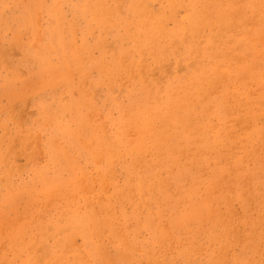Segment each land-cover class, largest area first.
<instances>
[{
  "label": "rangeland",
  "instance_id": "374dc122",
  "mask_svg": "<svg viewBox=\"0 0 264 264\" xmlns=\"http://www.w3.org/2000/svg\"><path fill=\"white\" fill-rule=\"evenodd\" d=\"M200 1L0 0V264H264V0Z\"/></svg>",
  "mask_w": 264,
  "mask_h": 264
},
{
  "label": "bare ground",
  "instance_id": "6f19581e",
  "mask_svg": "<svg viewBox=\"0 0 264 264\" xmlns=\"http://www.w3.org/2000/svg\"><path fill=\"white\" fill-rule=\"evenodd\" d=\"M62 1V0H61ZM77 1V0H76ZM94 1V0H93ZM152 1V0H151ZM173 1H177V0H173ZM200 1V0H199ZM202 1V0H201ZM201 1H200V3H201ZM229 1V0H228ZM79 2V1H78ZM196 2V1H195ZM205 2V1H204ZM62 3V2H61ZM67 3V2H66ZM111 3V2H110ZM182 3H184V2H182ZM210 3V2H209ZM226 3V2H225ZM251 3V2H250ZM55 4V3H54ZM130 4H132V3H130ZM227 4V3H226ZM225 4V5H226ZM261 4V3H260ZM45 5V4H44ZM66 5V4H65ZM64 5V6H65ZM127 5V4H126ZM125 5V6H126ZM162 5V4H161ZM204 5V4H203ZM207 5V4H206ZM238 5H240L239 3H238ZM87 6V5H86ZM85 6V7H86ZM198 6V5H197ZM201 6V5H200ZM215 6V5H214ZM227 6V5H226ZM237 6V5H236ZM40 7H42V6H40ZM60 7V6H59ZM161 7V6H160ZM169 7V6H168ZM208 7V6H207ZM234 6H232V8H233ZM45 8V7H44ZM43 8V9H44ZM82 8V7H81ZM93 8V7H92ZM119 8V7H118ZM125 8V7H124ZM128 8V7H127ZM199 8V7H198ZM220 8V7H219ZM27 9V8H26ZM62 9H63V7H62ZM91 9V8H90ZM170 9V8H169ZM168 9V10H169ZM190 9H192V8H190ZM203 9V8H202ZM205 9V8H204ZM254 9V8H253ZM82 10H83V8H82ZM81 10V11H82ZM126 10V9H125ZM228 10V9H227ZM230 10V9H229ZM72 11V10H71ZM77 11V10H76ZM75 11V12H76ZM133 11V10H132ZM134 11H136V10H134ZM207 11V10H206ZM218 11V10H217ZM31 12V11H30ZM42 12V11H41ZM88 12V11H87ZM168 12V11H167ZM193 12V11H192ZM252 12V11H251ZM117 13V12H116ZM41 14V13H40ZM65 14H66V12H65ZM96 14V13H95ZM140 14V13H139ZM186 14V13H185ZM217 14V13H216ZM260 14V13H259ZM264 14V13H263ZM114 16H116L115 14H113ZM112 15V16H113ZM46 16V15H45ZM67 16V15H66ZM72 16V15H71ZM74 16V15H73ZM73 16H72V18H73ZM78 16V15H77ZM32 17V16H31ZM58 17V16H57ZM117 17V16H116ZM156 18H157V16H155ZM163 17V16H162ZM162 17H159V18H157L158 19V21H157V23H152V24H148V25H144V27L142 28V30H141V36L142 37H139V41L141 42V44H140V42H139V44H137V45H134V49L136 50V51H139L142 55H145V56H147V53H146V49H150L151 51H152V53L153 54H151L152 56H154V58H155V60H156V62L158 63V65L160 64V66H163V64H164V60H165V58H164V53H165V50H163V49H161V45L160 44H155V45H153V43L152 42H155V41H157L160 37H161V35H160V33L162 34V32L164 31V30H162L161 29V27H160V25L164 22V20H163V18ZM215 17V16H214ZM262 17V16H261ZM91 18V17H90ZM68 19V18H67ZM119 19V18H118ZM125 19V18H124ZM178 19V18H177ZM184 19H186V18H184ZM200 19V18H199ZM213 19V18H212ZM32 20V19H31ZM40 20H41V18H40ZM75 20V19H74ZM126 20V19H125ZM262 20H264V18L262 19ZM43 21V20H42ZM45 21V20H44ZM67 21V20H66ZM71 21V20H70ZM121 21V20H120ZM196 23H197V18H196ZM242 21V20H241ZM260 21V20H259ZM46 22V21H45ZM122 22V21H121ZM32 23V22H31ZM34 23V22H33ZM66 23V22H65ZM236 23H237V21H236ZM260 23V22H259ZM262 23V22H261ZM127 24L128 25H130V24H135L136 26H141V22H139L138 21V19L136 20L135 19V17L134 18H132L131 20H130V18H129V21L127 22ZM126 24V25H127ZM176 24V23H175ZM66 25V24H65ZM173 25V24H172ZM241 25V24H240ZM263 25V24H262ZM44 26V25H43ZM114 26V25H113ZM190 26V29H192L191 28V25H189ZM194 26L196 27V26H199L198 28H197V30H200L202 27H201V24L199 25V24H194ZM211 26H213V28H215V25L214 24H212ZM100 27V26H99ZM131 27V26H130ZM231 27V26H230ZM27 28V27H26ZM79 28V27H78ZM83 28H85V27H83ZM140 28V27H139ZM213 28H212V30H213ZM246 28V27H245ZM255 28V27H254ZM2 29V28H1ZM47 29V28H46ZM45 29V30H46ZM64 29V28H63ZM87 29H88V27H87ZM103 29V28H102ZM251 29V28H250ZM67 30V29H66ZM133 30V29H132ZM197 30H195V31H197ZM257 30V29H256ZM255 30V31H256ZM263 30V29H262ZM194 31V32H195ZM243 31V30H242ZM250 31V30H249ZM257 31H259V30H257ZM47 32H48V30H47ZM83 32V31H82ZM166 32V31H165ZM168 32V31H167ZM174 32V31H173ZM182 33H183V31H181ZM208 32V31H207ZM233 32V31H232ZM103 33V32H102ZM129 33V32H128ZM137 33V32H136ZM257 33V32H256ZM122 34V33H121ZM127 34V33H126ZM131 34H132V32H131ZM169 34V33H168ZM189 34V33H188ZM251 34V33H250ZM255 34V33H254ZM262 35H263V33H261ZM47 35V34H46ZM81 35V34H80ZM87 35V34H86ZM125 35V34H124ZM233 35V34H232ZM252 35H253V33H252ZM257 35V34H256ZM33 36L35 37V35L33 34ZM88 36V35H87ZM120 36V35H119ZM166 36V35H165ZM206 36V35H205ZM243 36V35H242ZM254 36V35H253ZM74 37V36H73ZM96 37H97V35H96ZM101 37V36H100ZM115 37V36H114ZM113 37V38H114ZM116 37H117V35H116ZM124 37V36H123ZM221 37V36H220ZM234 37V36H233ZM232 37V38H233ZM255 37V36H254ZM257 37V36H256ZM66 38V37H65ZM118 38V37H117ZM224 38H226V37H224ZM236 38V37H235ZM258 38V37H257ZM50 39V38H49ZM69 39V38H68ZM95 39V38H94ZM102 39V38H101ZM107 39V38H106ZM124 39H125V37H124ZM167 39H168V36H167ZM211 39H212V36H211ZM234 39V38H233ZM242 39V38H241ZM78 40V39H77ZM76 40V41H77ZM120 40V39H119ZM123 40V39H122ZM202 40H204V39H202ZM206 40V39H205ZM222 40V39H221ZM251 40V39H250ZM23 41V40H22ZM81 41H82V38H81ZM100 41V40H99ZM117 41V40H116ZM125 41V40H124ZM187 41H188V39H187ZM237 41V40H236ZM47 42V41H46ZM45 42V43H46ZM103 42V41H102ZM127 42V41H126ZM168 42V41H167ZM183 42V41H182ZM207 42V41H206ZM248 42V41H247ZM178 43H180V42H178ZM232 43V42H231ZM19 44V43H18ZM38 44V43H37ZM95 44V43H94ZM127 44V43H126ZM255 44H257V43H255ZM259 44V43H258ZM257 44V45H258ZM113 45V44H112ZM119 45V44H118ZM194 45V44H193ZM228 45V44H227ZM32 46H34V45H32ZM49 46H54V41L53 42H51L50 44H49ZM65 46V45H64ZM78 46H80V45H78ZM202 46V45H201ZM204 46V45H203ZM208 46H209V44H208ZM217 46V45H216ZM231 46V45H230ZM235 46V45H234ZM241 46V45H240ZM239 46V47H240ZM254 46V45H253ZM72 47H74V46H72ZM119 47V46H118ZM126 47H127V45H126ZM180 47V46H179ZM236 47V46H235ZM256 47V46H255ZM18 48V47H17ZM30 48V47H29ZM42 48H43V46H42ZM99 48V47H98ZM101 48V47H100ZM129 48V47H128ZM175 48V47H174ZM184 48V47H183ZM226 48V47H225ZM246 48H249V47H246ZM5 49V48H4ZM79 49H81V48H79ZM89 49V48H88ZM118 49V48H117ZM195 49H197V50H195L196 51V57L197 58H199V57H201V58H203V59H206L207 58V56H208V52H206L205 53V51H207V49L208 48H204V51L202 52V54L203 55H200V53H199V51H200V48H195ZM43 50V49H42ZM73 50V49H72ZM133 50V49H132ZM170 50V49H169ZM215 50V49H214ZM44 51V50H43ZM114 51V50H113ZM120 51V50H119ZM131 51V50H130ZM188 51V50H187ZM216 51V50H215ZM254 51V50H253ZM263 51V50H262ZM183 52V51H182ZM189 52V51H188ZM192 52V51H191ZM234 52V51H233ZM237 52V51H236ZM6 53V52H5ZM48 53V52H47ZM56 53V52H55ZM128 53V52H127ZM170 53V52H169ZM198 53V54H197ZM246 53V52H245ZM122 54V53H121ZM125 54V53H124ZM172 54V53H171ZM226 54V53H225ZM243 54V53H242ZM46 55V54H45ZM126 55V54H125ZM60 56V55H59ZM74 56V55H73ZM94 56V55H93ZM100 56V55H99ZM104 56V55H103ZM121 56V55H120ZM187 56V55H186ZM190 56V55H189ZM242 56V55H241ZM240 56V57H241ZM250 56V55H249ZM75 57V56H74ZM97 57V56H96ZM131 57V56H130ZM137 57V56H136ZM149 57V56H148ZM173 57V56H172ZM66 58V57H65ZM151 58V57H150ZM174 58V57H173ZM177 58V57H176ZM137 59H140V58H137ZM53 60V59H52ZM60 60V59H59ZM83 60V59H82ZM153 60V59H152ZM178 60V59H177ZM248 60V59H247ZM250 60H252V59H250ZM8 61V60H7ZM107 61V60H106ZM146 61V60H145ZM176 61V60H175ZM44 62V61H43ZM76 62V61H75ZM125 63H126V61H124ZM136 62V61H135ZM171 62H173V61H171ZM221 62V61H220ZM226 62V61H225ZM233 62V61H232ZM14 63V62H13ZM94 63V62H93ZM137 63V62H136ZM135 63V64H136ZM167 63V62H166ZM227 63V62H226ZM248 63V62H247ZM251 63H252V61H251ZM5 64V63H4ZM15 64V63H14ZM44 64V63H43ZM99 64V63H98ZM115 64H118V60L116 59V63ZM215 64H216V62H215ZM228 64V63H227ZM235 64V63H234ZM102 65V64H101ZM121 65V64H120ZM137 65V64H136ZM177 65V64H176ZM196 65H197V63L196 64H194L193 66H191V67H196ZM218 65V64H217ZM221 65V64H220ZM4 66V65H3ZM74 66V65H73ZM238 66V65H237ZM14 67V66H13ZM96 67V66H95ZM104 66H102V68H103ZM118 67V66H117ZM5 68V67H4ZM15 68V67H14ZM26 68V67H25ZM77 68V67H76ZM99 68H100V66H99ZM58 69V68H57ZM108 69V68H107ZM221 69V68H220ZM9 70V69H8ZM59 70V69H58ZM119 70V69H118ZM163 70V69H162ZM261 70H262V68H261ZM57 71V70H56ZM60 71V70H59ZM84 71V70H83ZM88 71V70H87ZM205 71V70H204ZM215 71V70H214ZM8 72V71H7ZM14 72H15V70H14ZM240 72V71H239ZM257 72H259V71H257ZM1 73V72H0ZM65 73V72H64ZM123 73V72H122ZM236 73V72H235ZM234 73V74H235ZM7 74V73H6ZM53 74V73H52ZM93 74V73H92ZM192 74V73H191ZM191 74H189L188 76H189V79L188 80H190V78H192V77H196L198 80H199V75H200V72L199 71H196L193 75H191ZM238 74V73H237ZM237 74H235L236 76H237ZM243 73H241V75H242ZM27 75V74H26ZM28 75H29V73H28ZM113 75V74H112ZM111 75V76H112ZM33 76V75H32ZM140 76H141V74H140ZM212 76V75H211ZM228 76V75H227ZM230 76V75H229ZM236 76H235V78H236ZM4 77V76H3ZM8 77V76H7ZM52 77V76H51ZM65 77V76H64ZM67 77V76H66ZM91 77V76H90ZM174 77V76H173ZM11 78V77H10ZM87 78H89V77H87ZM92 78V77H91ZM141 78V77H140ZM169 78V77H168ZM2 79V78H1ZM15 79V78H14ZM116 79V78H115ZM114 79V80H115ZM238 79V78H237ZM250 79H251V77H250ZM260 79V78H259ZM44 80V79H43ZM43 80H42V82H43ZM120 80V79H119ZM151 80V79H150ZM167 80V79H166ZM195 80V79H194ZM27 81V80H26ZM36 81V80H35ZM40 81V80H39ZM132 81V80H131ZM8 82V81H7ZM37 82V81H36ZM106 82H107V80H106ZM150 82V81H149ZM197 82V81H196ZM234 82V81H233ZM19 83V82H18ZM117 83V82H116ZM122 83V82H121ZM127 83V82H126ZM227 83V82H226ZM262 83V82H261ZM264 83V82H263ZM22 84V83H21ZM34 84V83H33ZM114 84V83H113ZM132 84V83H131ZM135 84V83H134ZM133 84V85H134ZM140 84V83H139ZM162 84V83H161ZM197 84V83H196ZM228 84V83H227ZM238 84H241V83H239L238 82ZM3 85V84H2ZM6 85H7V83H6ZM5 84H4V86H6ZM119 85V84H118ZM129 85V84H128ZM127 85V86H128ZM223 85V84H222ZM258 85V84H257ZM256 85V86H257ZM10 86V85H9ZM12 86V85H11ZM31 86V85H30ZM87 86V85H86ZM92 86V85H91ZM139 86V85H138ZM152 86V85H151ZM200 86V85H199ZM1 87V86H0ZM27 87V86H26ZM105 87V86H104ZM124 87V86H123ZM137 87V86H136ZM162 87V86H161ZM165 87V86H164ZM239 87H240V85H239ZM244 87V86H243ZM246 87V86H245ZM63 88V87H62ZM157 88V87H156ZM204 88V87H203ZM241 88V87H240ZM239 88V89H240ZM257 88V87H256ZM12 89V88H11ZM65 89V88H64ZM93 89H95V88H93ZM173 89V88H172ZM238 89V90H239ZM246 89V88H245ZM16 90H18V89H16ZM15 90V91H16ZM42 90V89H41ZM57 90V89H56ZM70 90V89H69ZM85 90V89H84ZM163 90V89H162ZM166 89H164V91H165ZM194 90V89H193ZM213 90V89H212ZM243 90V89H242ZM4 91H5V89H4ZM27 91V90H26ZM43 91V90H42ZM64 91V90H63ZM90 91V90H89ZM92 91V90H91ZM153 91H154V89H153ZM163 91V92H164ZM187 91V90H186ZM222 91V90H221ZM225 91V90H224ZM223 91V92H224ZM235 91V90H234ZM246 91V90H245ZM6 92V91H5ZM44 92V91H43ZM112 92V91H111ZM130 92V91H129ZM155 92V91H154ZM178 92V91H177ZM188 92V91H187ZM232 92V91H231ZM236 92V91H235ZM59 93V92H58ZM67 93V92H66ZM178 93H180V92H178ZM257 93V92H256ZM259 93H260V91H259ZM43 94V93H42ZM49 94V93H48ZM142 94V93H141ZM184 93H182V95H183ZM222 94V93H221ZM246 94V93H245ZM1 95V94H0ZM50 95V94H49ZM138 95V94H137ZM223 95H224V93H223ZM3 96V95H2ZM41 97V96H40ZM44 97V96H43ZM72 97V96H71ZM119 97V96H118ZM132 97V96H131ZM130 97V98H131ZM135 97V96H134ZM167 97V96H166ZM180 97V96H179ZM232 97V96H231ZM250 97V96H249ZM95 98H96V96H95ZM115 98V97H114ZM125 98V97H124ZM144 98V97H143ZM244 98V97H243ZM261 98V97H260ZM120 99V98H119ZM134 99V98H133ZM150 99V98H149ZM152 99V98H151ZM175 99V98H174ZM231 99H233V98H231ZM246 99V98H245ZM78 100V99H77ZM77 100H76V102H77ZM103 100V99H102ZM118 100V99H117ZM131 100H132V98H131ZM172 100V99H171ZM176 100V99H175ZM256 100V99H255ZM13 101V100H12ZM61 101V100H60ZM70 101V100H69ZM80 101H82V100H80ZM108 101V100H107ZM138 101V100H137ZM186 101V100H185ZM234 101V100H233ZM246 101V100H245ZM244 101V102H245ZM66 102V101H65ZM75 102V101H74ZM99 102V101H98ZM155 102V101H154ZM165 102V101H164ZM253 102V101H252ZM21 103V102H20ZM35 103V102H34ZM102 103V102H101ZM116 103V102H115ZM170 103V102H169ZM168 103V104H169ZM186 103V102H185ZM220 103V102H219ZM238 103V102H237ZM3 104V103H2ZM70 104V103H69ZM123 104V103H122ZM167 104V105H168ZM171 104V103H170ZM79 105V104H78ZM102 105V104H101ZM108 105V104H107ZM125 105V104H124ZM123 105V106H124ZM162 105V104H161ZM166 105V104H165ZM240 105V104H239ZM71 106V105H70ZM109 106H110V104H109ZM122 106V105H121ZM136 106V105H135ZM176 106V105H175ZM212 106V105H211ZM227 106V105H226ZM253 106V105H252ZM11 107V106H10ZM35 107V106H34ZM39 107V106H38ZM111 107V106H110ZM116 107V106H115ZM114 107V108H115ZM158 107V106H157ZM173 107V106H172ZM181 107V106H180ZM199 107V106H198ZM231 107V106H230ZM113 108V109H114ZM128 108V107H127ZM166 108V107H165ZM178 108V107H177ZM10 109V108H9ZM98 109V108H97ZM100 109V108H99ZM118 109V108H117ZM129 109V108H128ZM152 109V108H151ZM159 109V108H158ZM162 109V108H161ZM175 109V108H174ZM184 109V108H183ZM182 109V110H183ZM63 110V109H62ZM147 110V109H146ZM150 110V109H149ZM173 110V109H172ZM232 110V109H231ZM45 111V110H44ZM91 111V110H90ZM159 111V110H158ZM164 111V110H163ZM169 111V110H168ZM249 111V110H248ZM6 112V111H5ZM9 112H10V110H9ZM136 112V111H135ZM140 112V111H139ZM154 112V111H153ZM157 112V111H156ZM174 112V111H173ZM232 112V111H231ZM131 113V112H130ZM143 113H145V112H143ZM161 113V112H160ZM178 113V112H177ZM237 113V112H236ZM246 113V112H245ZM263 113V112H262ZM46 114V113H45ZM109 114V113H108ZM241 114H242V112H241ZM37 115V114H36ZM43 115V114H42ZM98 115V114H97ZM143 115V114H142ZM239 115V114H238ZM256 115H257V113H256ZM39 116V115H38ZM107 116V115H106ZM146 116V115H145ZM236 116V115H235ZM242 116V115H241ZM246 116V115H245ZM255 116V115H254ZM40 117V116H39ZM104 117V116H103ZM108 117V116H107ZM135 117V116H134ZM139 117V116H138ZM144 117V116H143ZM154 117V116H153ZM165 117V116H164ZM167 117V116H166ZM187 117V116H186ZM222 117V116H221ZM247 117V116H246ZM51 118V117H50ZM198 118V117H197ZM196 118V119H197ZM213 118V117H212ZM229 118V117H228ZM240 118V117H239ZM17 119V118H16ZM44 119H45V117H44ZM108 119V118H107ZM168 119V118H167ZM166 119V120H167ZM230 119V118H229ZM39 120H41V119H39ZM52 120V119H51ZM129 120V119H128ZM191 120V119H190ZM99 121V120H98ZM147 121V120H146ZM152 121V120H151ZM161 121V120H160ZM193 121V120H192ZM15 122V121H14ZM40 122V121H39ZM38 122V123H39ZM120 122V121H119ZM125 122V121H124ZM130 122V121H129ZM135 122V121H134ZM142 122V121H141ZM145 122V121H144ZM156 122V121H155ZM170 122H172V121H170ZM181 122V121H180ZM227 122V121H226ZM242 122V121H241ZM254 122V121H253ZM13 123V122H12ZM33 123V122H32ZM100 123V122H99ZM139 123V122H138ZM195 123V122H194ZM198 123V122H197ZM220 123V122H219ZM256 123V122H255ZM98 124V123H97ZM109 124V123H108ZM135 124V123H134ZM149 124V123H148ZM157 124V123H156ZM169 124V123H168ZM223 124V123H222ZM258 124V123H257ZM19 125V124H18ZM37 125V124H36ZM56 125V124H55ZM124 125V124H123ZM166 125V124H165ZM164 125V126H165ZM263 125V124H262ZM33 126V125H32ZM39 126V125H38ZM48 126V125H47ZM63 126H64V124H63ZM112 126V125H111ZM156 126V125H155ZM194 126V125H193ZM209 126V125H208ZM212 126V125H211ZM230 126V125H229ZM241 126V125H240ZM253 126V125H252ZM258 126V125H257ZM264 126V125H263ZM2 127V126H1ZM59 127V126H58ZM98 127V126H97ZM128 127H129V125H128ZM135 127H137V126H135ZM140 127V126H139ZM145 127V126H144ZM181 127V126H180ZM219 127V126H218ZM39 128V127H38ZM37 128V129H38ZM147 128V127H146ZM153 128V127H152ZM177 128V127H176ZM195 128H197V127H195ZM235 127H233V129H234ZM257 129H258V127H256ZM27 129V128H26ZM36 129V128H35ZM143 129H145V128H143ZM151 129V128H150ZM167 129V128H166ZM199 129V128H198ZM224 129V128H223ZM251 129V128H250ZM9 130V129H8ZM11 130V129H10ZM21 130V129H20ZM31 130V129H30ZM69 130V129H68ZM123 130V129H122ZM128 130H129V128H128ZM134 130V129H133ZM149 130V129H148ZM155 130V129H154ZM161 130H162V128H161ZM170 130V129H169ZM204 130H206V127H205V129ZM222 130V129H221ZM237 130V129H236ZM6 131V130H5ZM19 131V130H18ZM71 131V130H70ZM121 131V130H120ZM139 131V130H138ZM137 131V132H138ZM163 131V130H162ZM164 131H166V130H164ZM231 131H232V129H231ZM235 131V130H234ZM255 131H257V130H255ZM108 132V131H107ZM114 132V131H113ZM127 132V131H126ZM159 132V131H158ZM185 132V131H184ZM216 132V131H215ZM219 132V131H218ZM9 133V132H8ZM50 133V132H49ZM110 133V132H109ZM132 133V132H131ZM150 133H151V131H150ZM160 133V132H159ZM166 133V132H165ZM175 133V132H174ZM9 134H12V133H9ZM19 134V133H18ZM47 134V133H46ZM83 134V133H82ZM92 134V133H91ZM153 134V133H152ZM156 134V133H155ZM160 134H162V133H160ZM192 134V133H191ZM196 134V133H195ZM218 134V133H217ZM225 134V133H224ZM74 135H75V133H74ZM124 135V134H123ZM162 135H164V134H162ZM168 135V134H167ZM172 135V134H171ZM170 135V136H171ZM94 136V135H93ZM153 136V135H152ZM186 136V135H185ZM226 136H228V135H226ZM258 136V135H257ZM110 137V136H109ZM135 137H136V135H135ZM143 137H144V135H143ZM162 137V136H161ZM165 137H167V136H165ZM190 137V136H189ZM78 138V137H77ZM96 138V137H95ZM137 138V137H136ZM163 138V137H162ZM185 138V137H184ZM59 139V138H58ZM69 139V138H68ZM97 139V138H96ZM103 139V138H102ZM119 139H121V138H119ZM135 139V138H134ZM138 139V138H137ZM197 139V138H196ZM220 139V138H219ZM225 139V138H224ZM3 140V139H2ZM94 140V139H93ZM104 140V139H103ZM110 140V139H109ZM128 140H130V139H128ZM127 140V141H128ZM133 140V139H132ZM222 140H223V138H222ZM246 140V139H245ZM80 141V140H79ZM226 141V140H225ZM83 142H84V139H83ZM103 142V141H102ZM148 142H149V140H148ZM165 142V141H164ZM183 142V141H182ZM84 143H86V142H84ZM125 143H126V141H125ZM130 143V142H129ZM147 143V142H146ZM154 143V142H153ZM153 143H151V144H153ZM158 143V142H157ZM160 143V142H159ZM104 144V143H103ZM124 144V143H123ZM156 144V143H155ZM219 144V143H218ZM7 145H8V143H7ZM124 145H126V144H124ZM139 145V144H138ZM141 145V144H140ZM143 145H145V144H143ZM185 145V144H184ZM215 145V144H214ZM229 145V144H228ZM48 146V145H47ZM132 146V145H131ZM174 146V145H173ZM125 147V146H124ZM127 147H128V145H127ZM163 147H165V146H163ZM177 147V146H176ZM239 147V146H238ZM58 148V147H57ZM92 148V147H91ZM141 148V147H140ZM158 148V147H157ZM179 148V147H178ZM177 148V149H178ZM186 148V147H185ZM195 148V147H194ZM122 149V148H121ZM129 149V148H128ZM167 149V148H166ZM227 149V148H226ZM92 150V149H91ZM146 150V149H145ZM206 150V149H205ZM162 151V150H161ZM69 152H71V151H69ZM103 152V151H102ZM113 152V151H112ZM152 152V151H151ZM157 152V151H156ZM190 152V151H189ZM213 152V151H212ZM235 152H237V151H235ZM80 153V152H79ZM139 153V152H138ZM240 153V152H239ZM12 154V153H11ZM77 154V153H76ZM133 154H134V152H133ZM166 154V153H165ZM197 154V153H196ZM223 154V153H222ZM231 154V153H230ZM78 155V154H77ZM116 155H118V154H116ZM145 155V154H144ZM167 155H169V154H167ZM115 156V155H114ZM121 156V155H120ZM130 156V155H129ZM162 156V155H161ZM182 156V155H181ZM220 156V155H219ZM119 157V156H118ZM172 157V156H171ZM226 157V156H225ZM79 158V157H78ZM123 158V157H122ZM136 158V157H135ZM156 158V157H155ZM90 159V158H89ZM92 159V158H91ZM106 159V158H105ZM144 159V158H143ZM67 160V159H66ZM87 160V159H86ZM126 160V159H125ZM173 160V159H172ZM175 160V159H174ZM30 161V160H29ZM80 161V160H79ZM104 161V160H103ZM102 161V162H103ZM110 161H111V159H110ZM124 161V160H123ZM157 161V160H156ZM166 161V160H165ZM16 162V161H15ZM84 162V161H83ZM152 162H153V160H152ZM151 162V163H152ZM181 162V161H180ZM229 162V161H228ZM104 163V162H103ZM108 163V162H107ZM213 163V162H212ZM89 164V163H88ZM115 164V163H114ZM122 164V163H121ZM190 164V163H189ZM192 164V163H191ZM227 164V163H226ZM255 164V163H254ZM51 165V164H50ZM57 165V164H56ZM82 165V164H81ZM111 165V164H110ZM194 165V164H193ZM43 166V165H42ZM83 166V165H82ZM144 166V165H143ZM163 166V165H162ZM57 167V166H56ZM86 167V166H85ZM147 167H148V165H147ZM205 167V166H204ZM53 168V167H52ZM41 169V168H40ZM167 169V168H166ZM115 170V169H114ZM237 170V169H236ZM32 171V170H31ZM144 171V170H143ZM161 171V170H160ZM85 172V171H84ZM141 172V171H140ZM101 173V172H100ZM216 173V172H215ZM8 174V173H7ZM33 174V173H32ZM50 174V173H49ZM36 175V174H35ZM51 175V174H50ZM80 175V174H79ZM109 175V174H108ZM212 175H214V174H212ZM81 176V175H80ZM93 177H94V175H93ZM11 178V177H10ZM49 178V177H48ZM183 178V177H182ZM4 179H6V178H4ZM22 179V178H21ZM71 179V178H70ZM113 179V178H112ZM135 179V178H134ZM74 180V179H73ZM73 180H70V181H73ZM105 180V179H104ZM140 180V179H139ZM165 180V179H164ZM170 180V179H169ZM67 181V180H66ZM98 181V180H97ZM96 181V182H97ZM41 182V181H40ZM69 182V181H68ZM127 182H129V181H127ZM141 182V181H140ZM172 182V181H171ZM59 183H61V182H59ZM67 183V182H66ZM98 183V182H97ZM190 183V182H189ZM215 183V182H214ZM7 184H8V182H7ZM18 184V183H17ZM30 184V183H29ZM58 184V183H57ZM70 184V183H69ZM73 184V183H72ZM79 184V183H78ZM87 184V183H86ZM142 184V183H141ZM210 184V183H209ZM224 184V183H223ZM252 184V183H251ZM15 185V184H14ZM22 185V184H21ZM34 185V184H33ZM63 184H61V186H62ZM66 185V184H65ZM98 185V184H97ZM110 185V184H109ZM124 185V184H123ZM148 185V184H147ZM46 186V185H45ZM54 186V185H53ZM64 186V185H63ZM69 186V185H68ZM50 187V186H49ZM57 187V186H56ZM65 187V186H64ZM67 187V186H66ZM65 187V188H66ZM78 187V186H77ZM76 187V188H77ZM80 187V186H79ZM98 187V186H97ZM118 187V186H117ZM169 187V186H168ZM173 187H175V186H173ZM12 188V187H11ZM10 188V189H11ZM39 188V187H38ZM63 188V187H62ZM133 188V187H132ZM8 189V188H7ZM45 189V188H44ZM75 189V188H74ZM78 189V188H77ZM110 189V188H109ZM48 190V189H47ZM59 190H60V188H59ZM112 190V189H111ZM110 190V191H111ZM142 190V189H141ZM157 190V189H156ZM13 191V190H12ZM38 191V190H37ZM42 191V190H41ZM44 191V190H43ZM69 191V190H68ZM140 191V190H139ZM144 191V190H143ZM6 192V191H5ZM14 192V191H13ZM20 192H22V191H20ZM71 192V191H70ZM134 192V191H133ZM198 192V191H197ZM17 193V192H16ZM15 193V194H16ZM23 193V192H22ZM48 193V192H47ZM150 193V192H149ZM20 194V193H19ZM18 194V195H19ZM29 194V193H28ZM40 194H42V193H40ZM50 194V193H49ZM56 194V193H55ZM78 194V193H77ZM139 195H140V193H138ZM153 194V193H152ZM175 194V193H174ZM4 195V194H3ZM14 195V194H13ZM31 195V194H30ZM43 195H44V193H43ZM126 195V194H125ZM146 195V194H145ZM11 196V195H10ZM17 196V195H16ZM28 196V195H27ZM93 196V195H92ZM116 196V195H115ZM121 196V195H120ZM137 196V195H136ZM143 196V195H142ZM26 197V196H25ZM36 197V196H35ZM38 197V196H37ZM108 197V196H107ZM157 197V196H156ZM209 197V196H208ZM2 198V197H1ZM50 198V197H49ZM48 198V199H49ZM106 198V197H105ZM121 198V197H120ZM143 198H144V196H143ZM190 198H191V196H190ZM26 199V198H25ZM58 199V198H57ZM60 199V198H59ZM1 200V199H0ZM5 200V199H4ZM16 200V199H15ZM20 200V199H19ZM76 200H77V198H76ZM136 200H138V199H136ZM144 200H146V199H144ZM2 201V200H1ZM12 201V200H11ZM44 201V200H43ZM124 201V200H123ZM190 201V200H189ZM6 202V201H5ZM113 202V201H112ZM121 202V201H120ZM145 202V201H144ZM190 202H192V201H190ZM10 203V202H9ZM24 203V202H23ZM68 203V202H67ZM0 204H2V203H0ZM11 204V203H10ZM27 204V203H26ZM107 204V203H106ZM113 204V203H112ZM123 204H124V202H123ZM138 204V203H137ZM150 204V203H149ZM23 205H25V204H23ZM38 205V204H37ZM51 205V204H50ZM53 205V204H52ZM69 205V204H68ZM131 205V204H130ZM152 205V204H151ZM186 205V204H185ZM7 206V205H6ZM60 206V205H59ZM67 206V205H66ZM128 206V205H127ZM221 206V205H220ZM27 207V206H26ZM98 207V206H97ZM189 207V206H188ZM258 207V206H257ZM7 208H9V207H7ZM116 208V207H115ZM207 208V207H206ZM0 209H1V207H0ZM68 209V208H67ZM119 209V208H118ZM178 209H179V207H178ZM193 209H195V207L193 208ZM200 209V208H199ZM26 210V209H25ZM61 210V209H60ZM158 210V209H157ZM4 211H6L5 209H4ZM7 211H9V210H7ZM14 211V210H13ZM17 211V210H16ZM159 211V210H158ZM189 211V210H188ZM199 211V210H198ZM23 212H25V211H23ZM39 213H40V211H38ZM81 212V211H80ZM115 212V211H114ZM130 212V211H129ZM15 213V212H14ZM22 213V212H21ZM74 213V212H73ZM157 213V212H156ZM3 214V213H2ZM5 214H7V213H5ZM26 214V213H25ZM29 214V213H28ZM33 214V213H32ZM38 214V213H37ZM1 215V214H0ZM8 215V214H7ZM12 215V214H11ZM11 215H9V216H11ZM19 215V214H18ZM24 215V214H23ZM54 215V214H53ZM146 215V214H145ZM191 215V214H190ZM252 215V214H251ZM255 215V214H254ZM186 216V215H185ZM41 218V217H40ZM62 218H64V217H62ZM117 218V217H116ZM1 219V218H0ZM4 219V218H3ZM178 219V218H177ZM185 219V218H184ZM28 220H30V219H27L25 222H28ZM183 220V219H182ZM1 221V220H0ZM44 221V220H43ZM62 221V220H61ZM169 221V220H168ZM180 221V220H179ZM263 221V220H262ZM132 223V222H131ZM157 223V222H156ZM228 223V222H227ZM92 224V223H91ZM128 224V223H127ZM169 224V223H168ZM122 225V224H121ZM16 226H17V224H16ZM21 226H23V225H21ZM20 226V227H21ZM28 226V225H27ZM42 226H44V225H42ZM71 226V225H70ZM83 226V225H82ZM157 226V225H156ZM15 227V226H14ZM29 227V226H28ZM45 227H47V226H45ZM55 227V226H54ZM53 227V228H54ZM170 227V226H169ZM211 227V226H210ZM218 227V226H217ZM3 228V227H2ZM4 229H5V227H4ZM12 229V228H11ZM21 229V228H20ZM44 229V228H43ZM211 229V228H210ZM9 230H10V228H9ZM15 230V229H14ZM54 230V229H53ZM64 230V229H63ZM202 230V229H201ZM55 231V230H54ZM110 231V230H109ZM159 231V230H158ZM126 232V231H125ZM191 232V231H190ZM217 232V231H216ZM220 232V231H219ZM22 233V232H21ZM54 233V232H53ZM208 233V232H207ZM213 233H214V231H213ZM5 233H3V235H4ZM17 234V233H16ZM54 234H56V233H54ZM127 234V233H126ZM232 234V233H231ZM264 234V233H263ZM33 235V234H32ZM109 235V234H108ZM192 235V234H191ZM212 235V234H211ZM236 235V234H235ZM5 236V235H4ZM17 236V235H16ZM27 236V235H26ZM38 236V235H37ZM159 236V235H158ZM161 236H163V235H161ZM160 236V237H161ZM171 236H172V234H171ZM0 237H1V235H0ZM18 237H20V236H18ZM82 237V236H81ZM149 237V236H148ZM236 237H237V235H236ZM5 238V237H4ZM34 238V237H33ZM253 238V237H252ZM8 239H9V237H8ZM50 239V238H49ZM173 239V238H172ZM194 239V238H193ZM192 239V240H193ZM215 239V238H214ZM11 240V239H10ZM19 240H20V238H19ZM38 240V239H37ZM113 240V239H112ZM127 240V239H126ZM182 240V239H181ZM208 240V239H207ZM3 241V240H2ZM23 241V240H22ZM27 241V240H26ZM29 241V240H28ZM60 241V240H59ZM154 241V240H153ZM171 242H172V240H171ZM222 242V241H221ZM225 242V241H224ZM237 242V241H236ZM57 243V242H56ZM81 243V242H80ZM105 243V242H104ZM147 243V242H146ZM175 243V242H174ZM188 243V242H187ZM215 243H217V242H215ZM244 243V242H243ZM246 243V242H245ZM249 243V242H248ZM39 244V243H38ZM132 244V243H131ZM205 244V243H204ZM50 245V244H49ZM61 245V244H60ZM83 245V244H82ZM106 245V244H105ZM195 245V244H194ZM206 245V244H205ZM214 245V244H213ZM84 246V245H83ZM131 246H133V245H131ZM199 246V245H198ZM236 246V245H235ZM14 247V246H13ZM19 247H21V246H19ZM209 247V246H208ZM36 248V247H35ZM112 248V247H111ZM110 248V249H111ZM137 248V247H136ZM207 248V247H206ZM3 249V248H2ZM69 249V248H68ZM107 249V248H106ZM152 249V248H151ZM245 249V248H244ZM30 250V249H29ZM109 250V249H108ZM140 250H141V248H140ZM207 250H209L208 248H207ZM33 251V250H32ZM115 251V250H114ZM113 251V252H114ZM201 251V250H200ZM51 252V251H50ZM90 252V251H89ZM112 252V253H113ZM183 252V251H182ZM196 252V251H195ZM251 252H253V251H251ZM52 253V252H51ZM57 253V252H56ZM74 253V252H73ZM85 253V252H84ZM153 253V252H152ZM191 253V252H190ZM50 254V253H49ZM70 254H72V253H70ZM86 254V253H85ZM106 254H108L107 252H106ZM151 254V253H150ZM182 254V253H181ZM211 254V253H210ZM40 255V254H39ZM127 255V254H126ZM189 255V254H188ZM194 255V254H193ZM225 255V254H224ZM236 255V254H235ZM241 255V254H240ZM34 256V255H33ZM113 257H114V255H112ZM186 256V255H185ZM210 256V255H209ZM64 257V256H63ZM73 257V256H72ZM156 257V256H155ZM227 257V256H226ZM4 258V257H3ZM50 258V257H49ZM55 258V257H54ZM107 258V257H106ZM209 258V257H208ZM229 258V257H228ZM9 259V258H8ZM25 259V258H24ZM52 259V258H51ZM90 259V258H89ZM143 259V258H142ZM158 259V258H157ZM182 259V258H181ZM194 259V258H193ZM220 259H222V258H220ZM230 259V258H229ZM248 259H249V257H248ZM12 260V259H11ZM65 260V259H64ZM148 260V259H147ZM156 260V259H155ZM104 261V260H103ZM153 261V260H152ZM165 261H167V260H165ZM178 261V260H177ZM181 261V260H180ZM8 262V261H7ZM21 262V261H20ZM27 262V261H26ZM115 262V261H114ZM176 262V261H175ZM198 262V261H197ZM227 262V261H226ZM244 262V261H243ZM172 263V262H171ZM211 263V262H210ZM209 263V264H210ZM216 263V262H215ZM7 264V263H6ZM21 264V263H20ZM38 264V263H37ZM57 264V263H56ZM69 264V263H68ZM91 264V263H90ZM117 264V263H116ZM183 264V263H182ZM187 264V263H186ZM238 264V263H237Z\"/></svg>",
  "mask_w": 264,
  "mask_h": 264
}]
</instances>
